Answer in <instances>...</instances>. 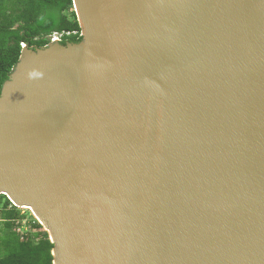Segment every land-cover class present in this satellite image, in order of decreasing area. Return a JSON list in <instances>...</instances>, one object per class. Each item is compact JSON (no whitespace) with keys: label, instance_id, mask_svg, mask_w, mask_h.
I'll list each match as a JSON object with an SVG mask.
<instances>
[{"label":"water","instance_id":"obj_1","mask_svg":"<svg viewBox=\"0 0 264 264\" xmlns=\"http://www.w3.org/2000/svg\"><path fill=\"white\" fill-rule=\"evenodd\" d=\"M72 2L2 84L0 194L53 264H264V0Z\"/></svg>","mask_w":264,"mask_h":264},{"label":"trees","instance_id":"obj_2","mask_svg":"<svg viewBox=\"0 0 264 264\" xmlns=\"http://www.w3.org/2000/svg\"><path fill=\"white\" fill-rule=\"evenodd\" d=\"M53 32H69L59 41L62 45L82 40L72 0H0V90L21 44L44 47ZM22 218L19 208L0 194V264H53L48 233L35 219L20 232Z\"/></svg>","mask_w":264,"mask_h":264},{"label":"rangeland","instance_id":"obj_3","mask_svg":"<svg viewBox=\"0 0 264 264\" xmlns=\"http://www.w3.org/2000/svg\"><path fill=\"white\" fill-rule=\"evenodd\" d=\"M76 18H77V15H76ZM50 43H52V42L49 41L45 46H48ZM14 69H15V67L13 68V70ZM18 208H19L21 214L24 215V218H22L24 221L21 219V223H20L22 225V227L19 228L20 232L21 231H27L29 229V224H30L31 219H35L39 222V224H41L40 221L38 220L39 218L37 219L36 215L34 214V212H32L31 208L26 207V206H19ZM41 226L47 232V230L43 227L42 224H41ZM33 232H35V231H33Z\"/></svg>","mask_w":264,"mask_h":264},{"label":"built area","instance_id":"obj_4","mask_svg":"<svg viewBox=\"0 0 264 264\" xmlns=\"http://www.w3.org/2000/svg\"><path fill=\"white\" fill-rule=\"evenodd\" d=\"M64 34L68 35L69 32H53L51 35L48 36V39L51 42H59L61 40V38L64 36ZM21 45H22V47H25V44L22 43ZM20 222H21V220H20Z\"/></svg>","mask_w":264,"mask_h":264},{"label":"bare ground","instance_id":"obj_5","mask_svg":"<svg viewBox=\"0 0 264 264\" xmlns=\"http://www.w3.org/2000/svg\"><path fill=\"white\" fill-rule=\"evenodd\" d=\"M28 207L32 209V212H34V214L36 215L37 219L39 218L38 220L41 221L39 215H38L37 212L34 210V208H32V207H30V206H28ZM42 223H43V222H42Z\"/></svg>","mask_w":264,"mask_h":264}]
</instances>
